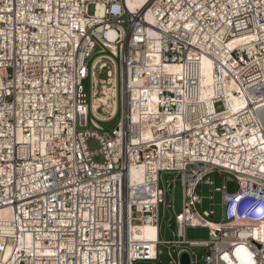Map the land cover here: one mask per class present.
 <instances>
[{
	"label": "built area",
	"instance_id": "built-area-1",
	"mask_svg": "<svg viewBox=\"0 0 264 264\" xmlns=\"http://www.w3.org/2000/svg\"><path fill=\"white\" fill-rule=\"evenodd\" d=\"M131 8L0 0V264H157L161 245L171 264L183 254L197 264L190 247L207 249V264H264V0ZM243 36L252 39L230 46ZM205 59L215 67L211 98ZM119 115L112 134H100ZM132 169L142 171L133 187ZM162 174L179 175L183 189L171 241L160 239ZM217 174L234 190L214 188ZM202 185L212 208L201 213ZM145 224L157 241L133 239ZM195 226L207 241L186 240Z\"/></svg>",
	"mask_w": 264,
	"mask_h": 264
},
{
	"label": "rangeland",
	"instance_id": "rangeland-1",
	"mask_svg": "<svg viewBox=\"0 0 264 264\" xmlns=\"http://www.w3.org/2000/svg\"><path fill=\"white\" fill-rule=\"evenodd\" d=\"M90 15H94L95 13V6L92 5L89 8ZM92 59L88 61V68L90 69ZM120 64V61L117 60ZM84 86L88 97L91 96V80L87 79L84 82ZM216 109L218 111L223 109L222 104H217ZM121 120V116H117L113 121L101 124L103 131H100V134H107L111 135L113 130H115L118 126V123ZM89 148L92 152H97L100 148L97 141L94 139L90 140ZM96 162L101 163L102 158L97 155ZM214 180V188H221L224 185H227L230 190H234L235 183L230 180L228 175H215L213 177ZM168 184H170L171 189H168ZM160 188L166 190V203L161 205L160 207V239L162 241H171L176 238L174 235L177 232V226L175 223V214H179L183 211V189L181 186L180 176H176L174 174H162L160 178ZM212 193V187L208 185H202L199 189V194L203 198V204L199 207V212L211 210V201L209 200V196ZM216 202H220V194L215 193ZM171 204L174 206V209L170 211L166 205ZM215 216L209 218L211 222H220L221 221V209H215ZM186 240L189 242H202L207 241L209 239V230L203 227H188L185 233ZM163 250V254L160 256L159 261L157 264H171L172 257L169 254V250L167 246H160ZM191 252L193 253V258L197 262V264H207L205 262V257L207 254V249L205 248H198V247H190ZM174 258H176V253L172 254ZM136 264H152L148 262H138Z\"/></svg>",
	"mask_w": 264,
	"mask_h": 264
},
{
	"label": "bare ground",
	"instance_id": "bare-ground-1",
	"mask_svg": "<svg viewBox=\"0 0 264 264\" xmlns=\"http://www.w3.org/2000/svg\"><path fill=\"white\" fill-rule=\"evenodd\" d=\"M145 0H128V4L131 9H135L136 7H141L143 5ZM146 19L148 21H152V18L150 15H146ZM252 38L250 36H243L240 38L235 39L234 41L231 42V47H237L240 45H244L245 43L249 42ZM115 50V49H114ZM174 68V67H173ZM203 87H204V96L206 98H211L212 97V85L214 84L215 81V67L214 64L205 59L203 61ZM111 92V91H110ZM103 96L99 99V101L106 102L107 98L109 96V91L107 88H103ZM99 102L95 103L98 105ZM232 107L233 104H231ZM130 178H131V186H137L141 184L142 182V171L141 169H132L130 171ZM2 214L0 213V217ZM132 237L134 240H140V241H157L158 237V228L155 225L152 224H145L142 226H139V228H132Z\"/></svg>",
	"mask_w": 264,
	"mask_h": 264
},
{
	"label": "water",
	"instance_id": "water-1",
	"mask_svg": "<svg viewBox=\"0 0 264 264\" xmlns=\"http://www.w3.org/2000/svg\"><path fill=\"white\" fill-rule=\"evenodd\" d=\"M181 264H191L189 254H183L181 257Z\"/></svg>",
	"mask_w": 264,
	"mask_h": 264
}]
</instances>
